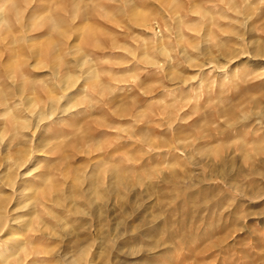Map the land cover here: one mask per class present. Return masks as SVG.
<instances>
[{
  "label": "rangeland",
  "instance_id": "rangeland-1",
  "mask_svg": "<svg viewBox=\"0 0 264 264\" xmlns=\"http://www.w3.org/2000/svg\"><path fill=\"white\" fill-rule=\"evenodd\" d=\"M0 206V264H264V0H0Z\"/></svg>",
  "mask_w": 264,
  "mask_h": 264
},
{
  "label": "bare ground",
  "instance_id": "bare-ground-1",
  "mask_svg": "<svg viewBox=\"0 0 264 264\" xmlns=\"http://www.w3.org/2000/svg\"><path fill=\"white\" fill-rule=\"evenodd\" d=\"M5 63V62H4ZM23 87V86H22ZM27 90V88H23V89H20L19 90V95H24V93H25V91ZM1 100H3V99H1ZM52 106H54V105H52ZM38 107V106H37ZM42 112V111H41ZM41 112H38V113H36V116L38 117V118H40V117H42L43 115H42V113ZM39 120H41V118L39 119ZM37 121V120H36ZM27 173V172H26ZM95 175V174H94ZM90 177V176H89ZM94 176L92 175V178H93ZM91 178V177H90ZM25 179V178H24ZM90 180H92V179H90ZM93 180H94V178H93ZM92 180V181H93ZM91 182V181H90ZM92 185H94V182H93V184L91 183V189H92ZM20 189H22V188H20ZM25 191V190H24ZM21 193H22V191H21ZM20 194V193H19ZM20 196V195H19ZM2 207L3 206H0V232H2V231H4L6 228H7V230L9 231V230H11L12 229V227L11 228H9L8 226H7V220H6V216L5 215H3L2 214V212H3V209H2ZM4 209H5V206L3 207ZM6 213V212H5ZM4 213V214H5ZM8 219V218H7ZM12 222V221H11ZM12 224V223H11Z\"/></svg>",
  "mask_w": 264,
  "mask_h": 264
}]
</instances>
